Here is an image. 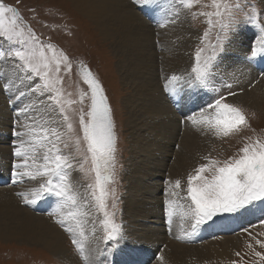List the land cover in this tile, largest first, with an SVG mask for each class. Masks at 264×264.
<instances>
[{
    "label": "snow or ice",
    "instance_id": "1",
    "mask_svg": "<svg viewBox=\"0 0 264 264\" xmlns=\"http://www.w3.org/2000/svg\"><path fill=\"white\" fill-rule=\"evenodd\" d=\"M133 3L143 9L146 6H159L160 0H133ZM176 5H179V8ZM198 5L201 8L211 7L212 11H192ZM170 9L173 19H165L161 27L175 23V18L179 17L181 10H187L193 19L200 16L205 18L208 25V30L202 37L205 47L196 49L191 74L193 82L207 86L214 72V63L224 51V42L233 26L238 23V14L244 11V8L240 0H210V4H204V0H170ZM258 16L259 13L253 9V15L247 17L259 27L261 33L256 46L250 49V55L252 58L264 59V26H260ZM22 21L23 18L16 8L6 6L3 0H0V39L8 45L6 49L0 50V58L11 61L27 79L38 80L32 87V90L43 98L38 103L45 104V100L50 103L46 104L43 110L36 109L35 105L21 110L25 113L33 112V115L20 125L22 130L14 131L18 139L14 148L17 160L13 166V183H23L26 179L40 181L30 192L17 195L30 206H35L45 195L54 198L56 211L51 214L55 215L56 222L72 235V243L81 257L91 264L87 250L89 236L85 231L89 203L97 213H103L102 240L105 245L121 238L120 226L113 219L114 213L108 210L109 199H116L115 191L109 186L116 182L118 151L112 107L108 103L102 84L82 64L79 69L80 76L88 86L89 92L80 90L78 100L72 99V94L66 93L64 89V79L61 75L62 71L64 74L72 71L69 57L54 45L44 44L31 27ZM217 25L220 32L217 34L216 43L211 44L209 34ZM208 49L211 51L206 55ZM181 80V76L172 75L169 83L174 85ZM166 90L171 95L176 94L174 86ZM228 95L236 93L229 92ZM86 98L90 100L88 109L85 111L84 107H81L78 115L82 135H76V127L69 113L76 111L73 107L75 104L84 105ZM226 99L224 95L216 96L198 111L188 114L186 120L194 127L206 129L220 140L238 136L251 129L245 111L235 104L226 103ZM70 146L74 147L75 156L82 157L78 170L85 177H91L83 196L71 179L70 170L75 169L77 165L73 153L64 151ZM203 159L207 160V163L196 167L186 180L185 199L189 203L183 215L193 221V233L198 226L212 221L218 215L236 214L257 205L264 212V140L257 137L254 141L245 143L237 156L223 161L211 156H205ZM169 183H172L169 191L173 196L178 195L181 180L176 179ZM112 207H116L115 203ZM179 207L184 209L183 204ZM176 209V202L168 200L169 223ZM261 224H264V220ZM249 235L251 236V233ZM252 239L264 249V241L256 239L255 236H252ZM247 247L264 262V253L255 251L252 243ZM240 255L239 252L236 253V256ZM159 259L161 264H164L163 255ZM232 264L237 262L232 261Z\"/></svg>",
    "mask_w": 264,
    "mask_h": 264
},
{
    "label": "rangeland",
    "instance_id": "2",
    "mask_svg": "<svg viewBox=\"0 0 264 264\" xmlns=\"http://www.w3.org/2000/svg\"><path fill=\"white\" fill-rule=\"evenodd\" d=\"M129 4L132 6V9L134 12H139L141 16H144V12L141 11V7L133 3V0H128ZM3 3L6 6H12L16 8L20 15L23 18V23L27 26H30L31 29L37 34L39 32L42 33V35H37L39 36L40 40L44 44H52L56 47L57 50L63 51L64 54H66L69 57V60L72 63V71L71 73L64 74V72H61V75L63 76L64 79V89L67 92H70L72 94L71 98L78 100L79 98V91L83 90L85 92H89L88 86L83 82L81 76H80V66L81 64L84 65L86 68H88L93 75L98 79V81L102 84L104 93L108 98L109 104L112 107V112H113V118L115 121L116 125V134L118 136V144H117V153H116V169H115V183L110 185L109 187L115 191L116 194V199L113 201L112 199H109V212L114 213L113 219L116 224L120 226L121 229V238L118 239V241L113 242L109 241L107 245H105L104 241L102 240L103 236V230H102V220H103V213H97L95 209L92 207V212L93 214H90L91 217L94 220L93 226L97 228L99 235L98 238L95 242L89 244H93L90 246L92 247L94 254V259H93V264H136V260L128 254L124 253V249L122 246L124 245L125 248L131 246L132 244L129 242V239H127L129 233H130V227L132 226V223L130 222L131 220L129 219L126 221V218H123L124 214L127 212V209H130V207H127V202H126V196L128 195V192L126 190L127 181L132 175L133 171L129 173L131 170L130 168V163H129V158H130V140H132V130L130 129L132 127V121L134 123L137 122V119L139 117L137 116L136 119L133 115L131 117L129 116L130 108H127L126 105V97L128 96V93H131V91L128 92V88L125 86L121 79V68L118 67L119 65V60L117 56H114V53H112L109 43L107 45L105 44L104 41H102L100 38V33L96 29V26L92 24L88 19H85L78 11L75 10V7L71 5L70 0H3ZM240 3L242 7L244 8V11L239 12L238 14V23L233 26L231 31L229 32L228 38L224 42V51L221 52L215 63H214V72L213 75L210 77L209 82L207 86H200L198 83L195 85L192 80V74H191V68L194 66L195 63V51L197 48H203L205 47V43L202 42V37L203 33L208 30V25L205 22V18L203 16H200L196 19H193L191 14L187 10H181L180 15L176 19L175 23H170V29L176 28L177 25L178 27L180 26V18L184 14V18L187 21L186 26L183 28L185 31L192 32L195 35V38L193 40V45L189 49L187 54V57H185L184 60L187 63L183 67L180 66H173L172 68L179 69L181 68V74L178 76H183L185 77V81H191L188 82V86L190 88H199L204 87L207 90H210L212 88H216V93L217 95H224L227 97L226 103H232L235 104L239 107H241L246 115L248 116V119L251 124V129L245 130L238 136H233L229 138H225L223 140L217 139L216 137L213 136L211 133L210 136H207V139L209 141H205V139L202 137L201 139H198V137L201 135V133L197 136V139L195 140L194 145L196 144H201L203 143L204 145V150H205V156H211L213 159H218V160H226L230 157L237 156L239 154V150L243 147L245 143H250L254 141L257 137L260 139L264 140V111L260 110H253L252 108L250 109L248 106H245L238 101L235 100L234 95H228L229 92H235L236 95L239 93H247L253 90L251 88L252 86H246L245 82L240 81V76L241 72L244 70V65L242 64L243 59H238L235 62H233L232 59L228 57H236L237 53L235 50H227L228 46L232 45L235 41V45L238 48V43L240 44L242 41H239L241 38L246 39L247 36H243L244 34L242 33V30H244V26H248L249 30L248 32H252V35H254L257 39L253 37V41H250L247 43L244 48V57L246 63L248 62H253V60H250L251 55H250V49L256 46V40H260L261 38V33L259 27L256 26L255 23L252 21L248 20L247 17L253 15V9L257 13H259L258 16V21L260 26H264V1L263 0H240ZM204 4H210V0H204ZM179 8V5H176ZM74 7V8H73ZM212 11L211 7H205L201 8V6H197L194 8L192 11ZM166 12L168 9L166 8ZM184 11V12H183ZM143 14V15H142ZM145 19L147 17L145 16ZM173 19V18H171ZM148 20V19H147ZM150 21L149 23L151 24V29H152V38L154 42L158 45H156L153 40H152V50L158 55V63L157 67L155 68V71L157 73L158 80L160 81L161 88L164 99L162 101V108L164 109V114L162 118L164 120H160L165 126H167L166 120L169 118V105H168V100L171 99V96L169 92L166 90L169 86V80L170 76H166L162 72V67H161V59L159 56L164 57L166 53L163 52V45L160 43L162 42V36L160 35L162 32H169L168 29H163L161 28V24L157 21ZM147 21V23H148ZM33 27L31 26V24ZM158 25V26H157ZM169 27V25L167 26ZM259 30V35L257 36L256 28ZM180 28V27H179ZM156 30V31H155ZM158 30V32H157ZM220 32V28L217 25L215 28H212L209 34V43L215 44L216 43V37L217 34ZM241 32V33H240ZM159 33V34H158ZM155 35V36H154ZM179 41L176 46L171 47L173 48V58H175L178 54V51L181 52V50L178 49L177 46H181L182 42L175 37L173 41ZM180 43V45H179ZM155 44V45H154ZM159 46V47H158ZM169 46V45H168ZM8 47L6 42L3 39H0V50H4ZM170 47V46H169ZM160 49V50H159ZM210 49L206 51V55L210 53ZM234 51V53H233ZM228 52V53H227ZM184 54V55H185ZM220 57V58H219ZM187 58V59H186ZM228 58V65L227 68L229 69L227 73L229 75L234 73L237 75V80L234 79L237 83L236 84H231L229 82V79L227 78L226 80H222L220 76L225 74L226 70H223L220 67L221 63H226ZM238 58V57H236ZM257 59L259 58L260 63H264V59H260V57H256ZM189 59V60H188ZM254 59V58H252ZM3 60V65L6 64L7 69H12L14 64L9 61L5 60L3 58H0V61ZM221 62V63H220ZM18 63V61H17ZM242 65V66H241ZM239 66V67H238ZM261 66V65H260ZM260 66H258V70L263 72V70H260ZM240 69V70H239ZM16 70V69H15ZM18 73L22 74V76H16L18 73L14 72V77L13 81L11 82L10 77L5 75V77H8L9 82L6 84V86L9 85V90H10V95H11V101L8 99H5L3 102L0 101V127L1 130L7 131L6 136L2 131H0V135H2V138H0V151H6L7 156L9 157L10 161L9 163H6L2 159L5 160V158H1L2 156L0 155V176L1 175H7L9 178L11 177L13 171H10L8 168H12L11 166V158L14 155V152L11 153L8 150V143L6 145L7 140L9 139H14V131L17 130H22V128L18 125V120L21 118V115L18 113L19 111L24 115L22 116L25 120L33 115V112H22L21 110L24 109L25 107L29 105H35L36 109L43 110L46 104L50 103L45 100V104H39L38 101L40 99H43L42 97L39 96V93L35 92L32 90V87H34V84L38 82V80L33 81L29 80L25 77L24 73L20 72L19 69ZM222 70V71H221ZM220 71V72H219ZM238 71V72H237ZM171 72V71H170ZM173 73H176L172 69ZM232 72V73H231ZM218 73V74H217ZM3 75V74H2ZM4 76V75H3ZM189 78V79H188ZM239 79V80H238ZM264 80V78H261ZM30 81V82H29ZM180 82V81H179ZM177 82V83H179ZM258 82L259 79H258ZM28 83V84H27ZM5 85H3V82L0 81V90H3ZM31 86V87H30ZM230 86V87H229ZM244 86V87H243ZM28 87V88H27ZM204 88H199V89H204ZM243 88V89H242ZM180 89V88H178ZM5 90V89H4ZM14 90V91H13ZM12 91V92H11ZM20 92H23V94L26 95L24 97V102L21 104V108L19 110V107L15 110H12L8 108H2V104L10 105V103H13L15 100H17L18 96L21 95ZM177 92V91H176ZM187 90L185 92L183 91V95L180 92L179 97L187 99L188 101L192 100L188 97L187 95ZM16 93V94H15ZM20 93V94H18ZM22 94V95H23ZM211 95L214 97L215 93L211 91ZM193 99L197 96L196 94L192 95ZM233 96V97H232ZM198 97V96H197ZM15 98V99H14ZM29 98V99H28ZM167 99V100H165ZM213 100V98L211 99ZM148 101L154 103V101L151 99V97L148 98ZM27 103V105H26ZM197 103V102H196ZM24 104V105H23ZM90 104V100L87 98L84 101V105H80L79 103L75 104L73 107L75 108V112H70L69 115L72 116L73 123L76 127V135H82L80 132L79 128V123H78V115H79V110L81 107H84L85 111L88 109V105ZM26 105V106H25ZM126 107V108H125ZM196 110L199 109V106L196 105L195 108ZM18 110V111H17ZM192 111V108L187 107L183 113L180 112V110H174L173 111V118L175 122L177 123V130H176V143H172V139L167 138V132L164 134L165 137V143L167 144V148L163 151L161 155V160H163V164L160 169H152V173L155 172L158 169V172H161L163 175L166 172H169L172 170V162L171 161H179L181 160L179 153L176 152L180 148V144L182 143V140L184 138V134L186 131H191L194 129H202L200 127H194L190 121L186 120V116L190 114ZM211 111V110H210ZM16 112V113H14ZM166 112V113H165ZM168 114V115H167ZM20 115V116H19ZM176 115V116H175ZM3 118V119H2ZM130 119V120H129ZM22 122V123H23ZM181 122V123H180ZM140 127V126H139ZM184 129V130H183ZM63 130V129H61ZM183 130V132H182ZM146 131V130H145ZM147 131H149V128H147ZM180 131V132H179ZM203 133L207 132L206 130L202 129L201 130ZM10 132V133H9ZM143 132V131H141ZM147 136H149V133H146ZM10 136V137H9ZM144 136V134H143ZM9 137V138H8ZM177 137H179V140L177 141ZM16 138L15 140H17ZM170 141V143H169ZM158 141H155L153 143V148H157L156 145H158ZM211 143V144H210ZM169 145V146H168ZM7 146V147H5ZM84 145L82 144V148ZM6 149V150H5ZM174 149V150H173ZM65 152H72L73 155L75 156V149L74 147H69L68 149L64 150ZM16 158V157H15ZM201 160H196L192 163V165L188 168V170H183V172L180 175L181 180V185L183 188H181L182 192H179L178 195L176 196H170L169 200H173L177 204V209L175 215L171 219V223L169 225V228L172 227L174 224L177 226L180 225L184 220L185 217L182 212L184 209H181L179 207L180 204L186 205L184 207L185 209L187 208V205L189 201L185 199L186 196V180L189 174H192L194 169L198 167L200 164L207 163V160L205 159ZM82 157L80 156H75V163L77 167L75 169L70 170L71 172V179L73 180V183H79V188L84 189V194L86 193V186L89 182H91V177H85L83 173H81L78 170V165L79 162L81 161ZM17 160V158H16ZM14 160V161H16ZM174 163V162H173ZM13 164V163H12ZM90 166V163L89 165ZM7 167V168H6ZM87 167V166H86ZM150 167V165H149ZM2 168V169H1ZM141 169V168H139ZM138 169V170H139ZM9 170V171H8ZM185 171V173H184ZM149 175L141 181V185H144L145 183H148ZM163 180L161 185L157 184L152 191L151 194L153 196L157 191L160 190V188L165 187V183L167 180V177H162ZM160 180V181H161ZM40 181H29L25 180L23 183H20L18 186L14 187L11 186V182L9 183V186L6 187H0V193H5L3 195H0V209L5 206H12L16 205L19 206L23 209L28 210L29 212H32L35 215L39 216H46L47 218L51 219V223L53 225H56L58 233H62L65 238H66V243L64 246V253L65 256L57 257L41 245H32L28 243H24L21 241H16L15 239H9L10 241H2L0 240V264H88L87 261H85L80 253L77 251L75 245L72 243V235L65 231L64 228H62L57 222V218L55 215H46L43 213H37L31 209L30 205H26L23 202V199L21 196L18 198H13L11 200H8V192L11 188H20L21 192L25 191L26 192V185H32L34 187H37L39 185ZM13 185V184H12ZM167 187V186H166ZM138 191V190H137ZM136 192V191H134ZM137 194V193H136ZM162 197L164 193H160ZM135 195V194H134ZM5 197V198H4ZM159 197V198H160ZM157 198V197H156ZM165 198V196H164ZM3 199V201H2ZM5 199V200H4ZM166 199V198H165ZM22 200L21 204L16 201ZM168 200V199H167ZM4 202V203H3ZM6 202V203H5ZM11 203V204H10ZM115 203L116 207L113 208L112 204ZM19 204V205H17ZM92 205V204H91ZM249 208L236 213V214H222L218 215L213 218L212 221H209L207 223H213L216 220L219 219H224V218H231V216H236L241 213H245ZM257 209L259 213H261L260 206H257ZM164 212V213H163ZM164 214V219L169 218L167 215V207L163 209L160 214ZM150 214V211H149ZM144 215V212H143ZM145 216V215H144ZM154 214L151 216L149 215V218L153 217ZM191 219V218H190ZM96 220V221H95ZM250 219L248 218L240 227V229L235 230L231 232L230 234H220L216 235V241L220 243V238L219 236H233L234 238H237V242L235 243L236 246L234 248V253L232 252L229 257H226L225 259H218L214 258L211 256H201L199 255L198 249H193L192 247H200L203 246L202 243L199 244H191L188 241H182L184 245H186V258H184L181 262H178L177 264H232V261H236L237 264H264V262L260 261L258 257L254 255V253L247 247L249 243H252L255 251H259L261 253H264V249L260 248L259 245L255 243V241L252 239V236H255L256 239H259L261 241H264V224H261V221H249ZM149 221H151L149 219ZM249 221V222H248ZM99 222V223H98ZM248 222V223H247ZM205 223V224H207ZM242 222H239V224ZM188 226V223H185L183 228L180 227L178 234L183 235V233L186 231V227ZM8 229V232H12L14 234L17 233V229L10 227ZM135 228V226L133 227ZM183 230H182V229ZM146 229L140 227V233L139 237L141 238L140 240L136 238L133 240V244H139L138 247L141 249L143 248H148L154 249L155 247H158V250L161 248V243L159 244H149L148 246L144 247L143 241H144V236H146ZM181 230V231H180ZM185 230V231H184ZM135 232H131L132 234H136ZM197 232V231H196ZM251 233V236L249 235ZM93 234V233H92ZM91 234V235H92ZM130 234V235H132ZM95 235V234H94ZM129 235V236H130ZM94 237V236H93ZM127 240H124V239ZM191 239V237H190ZM211 241V240H208ZM179 242V241H178ZM186 242V243H185ZM204 243V242H203ZM123 244V245H122ZM201 244V245H200ZM205 245V244H204ZM169 247V246H168ZM166 248V250L168 249ZM67 248V249H66ZM120 250V251H119ZM155 251L156 252L158 251ZM70 251V252H69ZM96 251V252H95ZM143 251V250H141ZM138 252L135 255V258H139V261L142 260L143 253ZM115 252V253H114ZM174 252V251H173ZM239 252L241 255L236 256V253ZM113 253V254H112ZM174 254V253H173ZM72 255V256H71ZM115 255V256H114ZM164 255L162 254H157V256ZM73 257V259L71 258ZM204 258V259H203ZM66 259V261H65ZM115 259V260H114ZM79 262H78V261ZM155 259H151V262H153ZM69 261V262H68ZM156 261V262H155ZM153 263L154 264H161V262H158V259L156 258ZM129 262V263H128ZM152 263V264H153ZM165 264V263H164Z\"/></svg>",
    "mask_w": 264,
    "mask_h": 264
},
{
    "label": "bare ground",
    "instance_id": "3",
    "mask_svg": "<svg viewBox=\"0 0 264 264\" xmlns=\"http://www.w3.org/2000/svg\"><path fill=\"white\" fill-rule=\"evenodd\" d=\"M70 1H71V5L73 4L72 6L75 7V10L78 11V13H80L85 19H88L90 22H92L93 25L96 26V29L100 33V37H101L100 39L104 41L106 45L107 43H109V47L112 53H114V56L115 55L117 56L119 60L118 67L121 68L120 71L121 79L125 84V86L128 88V92L131 91V93H128V96L126 97L125 100L127 108L129 107L131 111V113L129 112V116L131 117V115H133L135 117L134 119H136L137 116L139 117L136 123H134V121L131 120L132 127L130 129L132 130V134H131L132 140H130L131 149H130V158H129L131 170L129 171V173L133 171V175L127 181H125L127 183L126 190L128 192V195L126 196V202H127V207L128 208L130 207V209H127V212L123 216V218H126V221L130 219L131 220L130 222L132 223V226L130 227L129 235L132 234L131 232H135V230L137 232L136 234L134 233L130 236L128 235L127 239H129V242L132 245L125 248L124 245L122 244L123 245L122 247L124 248L122 250H124V253L125 252L128 253L133 258V260L135 259L136 264H152L156 260V258L158 259L157 263H159L160 256H157V254H162V253L164 254L163 257L165 264H177L178 262H181L184 258H186V251H185L186 245H184L182 241H188V242L190 241L189 234L191 233L192 235L193 233L191 227L193 221L190 219V217H185V220L180 225L177 226L176 224H174L172 227L169 228L170 225L169 218L164 219L165 217L163 214L164 212L162 214H160V212L167 207V201L169 200V197L173 196L172 192L169 191V189L172 188V183L169 182H174L176 179L180 178V175L183 172V170H188V168L192 165L194 161L201 160L206 153L204 150L203 143L194 145L197 136L201 133L198 139L202 140L203 137L205 141L211 142L209 141V139H207V136H210L211 132L207 131L203 133L201 130L204 128L200 129V131L199 129L186 131L182 143L180 144V148H178L179 150L178 151L176 150V152H180L179 155L181 154L180 155L181 160L171 161L173 164L172 170H170L169 172H166L165 170V173L163 175L161 174V172H158V169H160L163 164V160H161V155L163 151L166 148L168 150L167 144L165 143L164 134L167 132V138L168 139L171 138L172 143L176 141L175 137L178 126L176 123L177 121L175 122L173 118V111L180 110V112L183 113L187 107L192 108L191 112L197 111L194 108L197 105L196 102L199 99L197 96L193 99L192 98L193 96H191L190 93H187V95L192 100V102L178 96L177 100L179 101V107L177 108H175V105L171 100L172 98L169 99L168 100L169 118L168 120H166L167 126H165L162 122H160V120H164V118H162L164 114V109H161L164 95L162 89H160L161 84L160 81L158 80L157 73L155 71V68L157 67V63L159 61H158V55L152 50L153 47L152 34L154 33H152L153 31L151 29V24L149 23L150 21H148L149 19L148 20L145 19V16H141L139 12H137V10L136 12H134L128 0H70ZM176 7L178 8V6ZM166 8L168 9V11L167 12L165 11L158 18V22L160 24H163L165 22V19L173 18L171 16V9H169L168 6H166ZM186 24L187 21L184 18V14H183L182 17L180 18V26H179L180 28L177 25L176 28L170 29L171 28L170 23H168L169 27H161L163 29L169 30V32H164V33L162 32L160 34L163 39L161 40L162 42L160 43L163 45V52L165 51L164 53H166L164 57L159 56L161 59L160 65L163 69L162 72L166 76L171 77L172 75H180L181 68L179 70L178 68L175 69L172 67L174 65L183 67L188 63V62L186 63L185 62L186 60H184L185 57H187V54L185 53L188 52L189 49L192 47L195 35L192 32L185 31V29H183L186 26ZM248 28H249L248 26H244V30H242V33L244 34L243 36H247V38L246 39L241 38L239 40L242 42L240 44L238 43V48L235 45L236 42L235 41L232 45L228 46L227 50L233 49L237 53L236 57L238 58L228 57L232 59L233 62L236 63L238 59L239 60L243 59L242 64L244 65L245 68L243 72H241L242 74L240 76V81L242 82L244 81L246 86H252L251 88H253V90L247 93H239L237 95H234V97L236 101H238L239 103L245 106H248L250 109L252 108L253 110L255 109V110L264 111V80L261 79L264 78V73L258 70V65L256 64V63H260V60L258 58L257 59L258 61L253 65L250 62L246 63L244 57V48H242L250 41H253V37L256 38L254 35H252L251 31L248 32L249 30ZM175 37H177L182 42V45L177 46L178 49L181 50V52L178 51L177 56L173 58L172 54L174 49L171 47L176 46L177 43L179 42L178 40L173 41ZM258 41L259 40H256V44ZM228 58L226 63L220 62L221 63L220 67L223 70H226L225 71L226 73L220 77L222 80H226L228 78L229 81L226 82L229 83L232 82L231 84H236L237 82L234 80V79L237 80V75L235 74L236 73L235 70L234 73L231 75L227 73V71L229 70L227 68V65L229 64ZM2 63L3 60L0 61V81H2L3 85H5L3 90H0V101L3 102L5 99L8 100L11 99V95L9 94L11 89L9 90V85L6 86V84L9 82V79L8 77H5V75L9 76L12 82L13 79H15L13 74L14 72L18 73V70L16 67H13L12 69H7L6 64L3 65ZM172 69L176 73H173ZM260 70H262L261 67ZM16 76H22V74L18 73ZM184 78L185 77L183 76L182 80L179 83L175 82L174 85L169 83L168 88L174 86L177 92L179 90L178 88L185 90L191 89L187 84L188 82L191 81V79L190 81L187 82L184 80ZM258 79L260 82H258ZM183 91L184 90L180 91L182 93L181 95H183ZM23 95L24 97H26L25 94ZM149 97H151L155 105L148 101ZM26 100L27 99H25L24 102H26ZM1 106L2 108H8V110L10 109L9 105L2 104ZM18 113L21 115V118H19L18 120V125L20 126L25 118L22 117L24 115L20 111ZM147 128H149V131H147ZM0 131H2L1 127H0ZM6 132L7 131L3 132L4 135L6 134ZM146 133H149V136H147ZM0 138H2V135H0ZM16 138L17 137L15 136L14 139L12 140L9 139L6 142V145L8 143L7 145L8 150L11 153L14 152V148L17 142V140H15ZM178 140L179 137H177V141ZM155 141L159 142L158 145H156L157 146L156 149L153 148V143ZM0 155L2 156L1 158H5V160L2 159L3 161L9 163L10 159L7 156L6 151L5 152L0 151ZM11 160H12L11 161V166H12L13 165L12 163H15L16 161H14L15 159L13 158V156ZM156 168L158 169L152 173L151 170ZM8 169L10 171L12 170V168H8ZM148 175H149L148 183L141 185L140 182L143 181V179H145V177ZM2 177L9 178L7 175L4 176L1 175L0 178L3 179ZM162 177H167L165 183L166 185L165 187L160 188V190L157 191L153 196V194L151 193L157 184L160 185L162 184L160 183L163 181L161 180ZM74 184L79 186V183H74ZM33 187H34L33 184L29 186L26 185V189H25L26 192H30V190ZM181 188H183L182 185ZM79 191L82 196L85 195L84 189L82 187L79 188ZM7 192H8L7 196L9 198L8 200H11L13 198L19 197L17 193H24L25 191L21 192L20 188L18 187L15 188V190L14 188H11ZM177 192L178 193L182 192V190L179 189L177 190ZM160 193H164V195L160 197L161 196ZM3 194L5 193H0V195ZM164 196L166 199L164 198ZM16 202H19L21 204L22 200ZM183 205L184 207H186L184 202ZM87 208L89 211V215L87 217V223L85 224V231L86 234L89 236L87 250L90 256L91 264H93L95 253L92 250L93 246H90L93 244H89V242L90 243L91 241L95 242L98 238L99 232L97 228L93 226V224H95L96 222L94 223V220L90 215L94 213L92 212L91 203L88 204ZM184 210L186 209L184 208ZM55 211H56V207L54 212ZM143 212L145 216L143 215ZM153 214L154 216L149 218V215L152 216ZM251 214H253L254 216L261 215V213H259L258 209L256 208L253 212L249 211L247 215H245V213H241L236 216H232L229 219L223 220L220 223L214 222L211 226H213V228L215 229H222V228L230 227L233 223H238L239 225V222H242L240 224H243V221L245 219L243 217L245 216L246 218H250L252 216ZM149 219L151 221H149ZM185 223H188V226L186 227V231L184 230L185 232L183 233V235L178 234L177 232L179 231L177 230H179L180 227L183 228ZM9 226L17 229L18 230L17 233L14 234L12 232H8V229H10ZM134 226L135 228H133ZM140 227L146 229L145 231H147L145 234L146 236H144L145 239L143 241L144 247L148 246L149 244L161 243L162 246L159 250L158 247H155L154 249H150V250L148 248L141 249L140 247H138L140 243L136 245L133 244V240L135 238L136 240L141 239L139 237V234L141 233ZM200 228L202 227H199L197 229V232ZM93 229H95V235L92 234ZM215 236H216L215 234H212V239H210L211 241H205L204 243H202L203 246L195 247V248L192 247V248L198 249L195 251H198L199 255L203 257L211 256L218 259H225L226 257H229L231 253L234 251L237 238H234L233 236H224V237L219 236L220 243H218L216 241ZM11 238L15 239L16 241H21L32 245L34 244L41 245L48 251L52 252L56 257L57 255L63 257L67 253L64 252L66 238L62 233L60 232L58 233L57 227L56 225H53L51 223V219L47 218L46 216L44 217V216L35 215L32 212H29L28 210L21 208L20 205L19 206L9 205L2 207L0 209V240L10 241L9 239ZM127 239L125 238L124 240ZM167 247L168 249L166 250ZM156 250L158 251L155 254ZM140 251L144 254L141 261H139V258L137 259L135 258V255ZM71 258L73 259V257ZM152 258L155 259L153 262H151Z\"/></svg>",
    "mask_w": 264,
    "mask_h": 264
}]
</instances>
